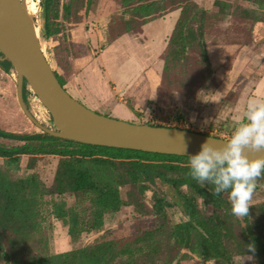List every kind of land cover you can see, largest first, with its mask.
<instances>
[{"label": "trees", "instance_id": "16d2710c", "mask_svg": "<svg viewBox=\"0 0 264 264\" xmlns=\"http://www.w3.org/2000/svg\"><path fill=\"white\" fill-rule=\"evenodd\" d=\"M95 1L61 4V0H43V36L59 41V36L65 35V25L79 26L93 16ZM240 1L264 8V0ZM120 5L129 18L123 14L110 21L109 43L141 34L152 20L178 12L161 53L156 90L157 99L161 102L166 94L170 110H174V114H165V123L186 119L184 107L171 100L173 95L188 100L213 80L207 43L246 45L243 32L262 22L255 10L243 4L232 7L228 0H214L211 10L200 9L196 0H120ZM227 21L231 22L227 32L232 38L225 40L222 29ZM56 47L53 72L66 90L75 72L73 60L87 57L93 48L65 39ZM3 62V70L12 68L11 64L5 66L6 59ZM127 104L133 107L131 101ZM0 138L25 143L0 145V264H235L239 258L264 264V198L249 202L247 216H233L227 192L216 196L210 181L201 185L191 178L189 157L87 145L46 133L0 130ZM25 155L27 169L35 165L37 157H58L50 186L36 174L14 177L20 157ZM256 185V189L264 188V175ZM48 206L54 219L67 227L72 247L68 251H48L43 227V211ZM123 209H132L140 222L151 219V225L135 228L126 236L104 230L106 216ZM84 235L94 236L83 242Z\"/></svg>", "mask_w": 264, "mask_h": 264}, {"label": "rangeland", "instance_id": "374dc122", "mask_svg": "<svg viewBox=\"0 0 264 264\" xmlns=\"http://www.w3.org/2000/svg\"><path fill=\"white\" fill-rule=\"evenodd\" d=\"M29 1L35 7L33 20L38 29L37 39L40 48L53 70L56 69L53 51L54 48H58L56 46L62 39L69 40L70 43L72 41L81 45L87 44L93 48V52L86 58L73 60L75 72L66 89L75 100L100 115L140 125L150 123L202 131L230 140L234 132L247 122L248 102L253 99L264 102V8L245 5L240 0H228L232 7L243 4L244 7L255 10L262 22L255 28L243 32L246 45L207 43L206 50L213 69V80L196 90L188 100H184L179 94L173 95L171 100L184 107L186 119L165 123L163 121L165 114H171L170 112L173 113L174 110H170L171 104L167 101L166 94H162L161 102L157 99L156 90L161 77V53L177 20V11L147 23L141 34L125 35L109 43L110 21L123 14L128 19L129 15H125L127 12L120 5V0H96L93 16L89 20L79 26L65 25V35L59 36V41H54L55 39H46L43 36V0ZM66 1L68 0H61V4ZM213 1L196 0L199 8L203 10H211ZM20 2L22 5L23 1ZM230 25V21L223 25L225 40L227 37L232 38L227 32ZM9 64V61L5 62V66ZM3 65V57L0 56V130L11 134H42V131L25 117L17 103L16 70L12 67L5 71ZM22 97L28 110L40 124L50 130H57L48 111L28 84L22 91ZM130 101L133 104L132 108L127 104ZM160 107L161 113L158 111ZM138 112L140 115H137ZM19 144L25 143L0 138V145L5 147ZM20 158V169L14 177L23 178L36 174L45 185H51L58 157H37L31 169L26 167L28 156ZM263 198L264 188L256 189L250 202L257 203ZM71 201L68 200L69 203ZM50 210L48 206L43 211L46 218L43 227L48 238V251L50 253L68 251L72 247L67 238V227L55 220ZM174 217L179 219L178 214ZM137 218L132 209H123L118 214L106 216L103 229L111 231L113 235L126 236L135 228L142 229L151 225V219L146 218L140 222ZM93 236L84 235L82 241L86 242ZM234 262L252 263L249 258L235 259Z\"/></svg>", "mask_w": 264, "mask_h": 264}, {"label": "water", "instance_id": "95a60500", "mask_svg": "<svg viewBox=\"0 0 264 264\" xmlns=\"http://www.w3.org/2000/svg\"><path fill=\"white\" fill-rule=\"evenodd\" d=\"M0 53L17 72L16 98L22 113L50 136L93 146L182 157L199 152L205 140L217 149H223L229 141L177 127L128 123L83 106L58 82L23 13L20 0H0ZM24 82L48 111L57 130L40 124L28 110L22 97ZM247 155L252 159L264 158V151L247 152Z\"/></svg>", "mask_w": 264, "mask_h": 264}, {"label": "clouds", "instance_id": "9594fccd", "mask_svg": "<svg viewBox=\"0 0 264 264\" xmlns=\"http://www.w3.org/2000/svg\"><path fill=\"white\" fill-rule=\"evenodd\" d=\"M246 120L223 149H217L205 140L200 151L190 156L187 162L193 180L201 185L210 181L216 196L227 192L230 213L235 217L248 215L256 181L264 175V158L252 159L247 155V152L264 151V102L250 100ZM186 150L187 144L184 143Z\"/></svg>", "mask_w": 264, "mask_h": 264}, {"label": "bare ground", "instance_id": "6f19581e", "mask_svg": "<svg viewBox=\"0 0 264 264\" xmlns=\"http://www.w3.org/2000/svg\"><path fill=\"white\" fill-rule=\"evenodd\" d=\"M21 1H23V4L21 5L23 13L31 25L32 32H33L34 36H36V38H37L38 29L35 26L34 20H33V14L35 13V7L32 5V3H30L29 0H21Z\"/></svg>", "mask_w": 264, "mask_h": 264}, {"label": "crops", "instance_id": "0c3cea01", "mask_svg": "<svg viewBox=\"0 0 264 264\" xmlns=\"http://www.w3.org/2000/svg\"><path fill=\"white\" fill-rule=\"evenodd\" d=\"M86 58V57H85ZM81 59H84V58H80L79 60H81ZM77 61V60H76ZM77 65V64H76ZM65 88H67V86H65ZM66 91L68 92V90L66 89Z\"/></svg>", "mask_w": 264, "mask_h": 264}, {"label": "flooded vegetation", "instance_id": "af4514ba", "mask_svg": "<svg viewBox=\"0 0 264 264\" xmlns=\"http://www.w3.org/2000/svg\"><path fill=\"white\" fill-rule=\"evenodd\" d=\"M24 86H26V84H25V85L23 84V88H24ZM25 88H26V87H25ZM24 90H25V89H24ZM24 102H25V101H24ZM25 104H26V103H25ZM42 133H43V132H42ZM28 135H29V134H28Z\"/></svg>", "mask_w": 264, "mask_h": 264}]
</instances>
